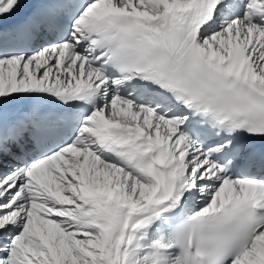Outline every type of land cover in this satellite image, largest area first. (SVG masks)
<instances>
[{
  "label": "snow or ice",
  "instance_id": "1",
  "mask_svg": "<svg viewBox=\"0 0 264 264\" xmlns=\"http://www.w3.org/2000/svg\"><path fill=\"white\" fill-rule=\"evenodd\" d=\"M0 264H264V0H0Z\"/></svg>",
  "mask_w": 264,
  "mask_h": 264
}]
</instances>
